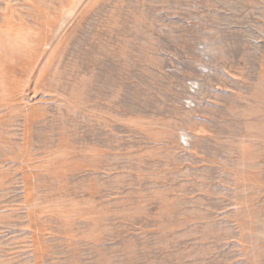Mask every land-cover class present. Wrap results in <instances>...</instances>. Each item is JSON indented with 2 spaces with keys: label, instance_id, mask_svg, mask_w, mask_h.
Returning <instances> with one entry per match:
<instances>
[{
  "label": "rangeland",
  "instance_id": "rangeland-1",
  "mask_svg": "<svg viewBox=\"0 0 264 264\" xmlns=\"http://www.w3.org/2000/svg\"><path fill=\"white\" fill-rule=\"evenodd\" d=\"M0 264H264V0H0Z\"/></svg>",
  "mask_w": 264,
  "mask_h": 264
}]
</instances>
